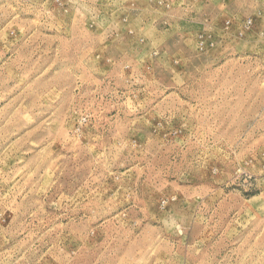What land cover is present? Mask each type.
Returning <instances> with one entry per match:
<instances>
[{
    "label": "rangeland",
    "instance_id": "374dc122",
    "mask_svg": "<svg viewBox=\"0 0 264 264\" xmlns=\"http://www.w3.org/2000/svg\"><path fill=\"white\" fill-rule=\"evenodd\" d=\"M0 264H264V0H0Z\"/></svg>",
    "mask_w": 264,
    "mask_h": 264
}]
</instances>
